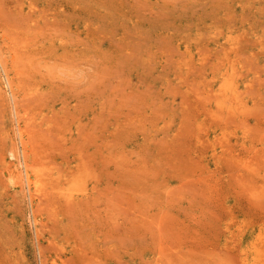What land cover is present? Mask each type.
Masks as SVG:
<instances>
[{
  "label": "rangeland",
  "instance_id": "rangeland-1",
  "mask_svg": "<svg viewBox=\"0 0 264 264\" xmlns=\"http://www.w3.org/2000/svg\"><path fill=\"white\" fill-rule=\"evenodd\" d=\"M0 264H264V0H0Z\"/></svg>",
  "mask_w": 264,
  "mask_h": 264
}]
</instances>
